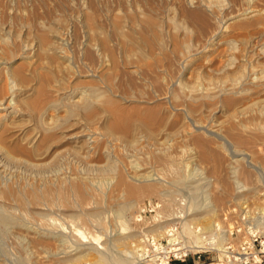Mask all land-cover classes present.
Masks as SVG:
<instances>
[{"label":"rangeland","instance_id":"obj_1","mask_svg":"<svg viewBox=\"0 0 264 264\" xmlns=\"http://www.w3.org/2000/svg\"><path fill=\"white\" fill-rule=\"evenodd\" d=\"M250 8L252 9L250 10ZM192 11L200 12L198 14H201L204 19H201L199 15L193 17V19L192 16L191 18L188 17L187 14ZM149 17H155L159 22L161 20L160 29L163 33L165 48L161 50L158 47H147L144 50V55H141L137 52L135 45L132 43L127 44L123 41L122 37L115 32L114 25L115 23H120L128 36L139 39L143 35V31H145L144 34L146 33V30L142 28L141 22ZM0 18V27L6 26L8 31L5 34L8 41H6V46L4 47L5 56L7 57L5 65H13L14 67L17 66V68L18 66L20 68L23 67L24 71L27 69L25 71L27 75L34 74L37 71H40L43 75L46 72L52 73L51 71H54L53 73L58 74L57 77L59 79L63 78L64 84L61 86L63 87L61 92L62 94L66 93V95L68 93L70 95L74 87H82V85H89V82H92L98 87L100 86L99 88L102 90L100 100L102 101L114 97L127 106H132L138 102L142 106H145V104L148 106L164 105L165 103L166 106H164L166 108L176 112L171 104L170 94L174 90H176L175 92L178 90L179 93H184V91L190 90V86L192 88L196 87L200 91H205L206 88H214L216 86L214 78L219 62L220 64L228 63L231 57L234 58L232 66L230 69L226 68V71L237 72L238 70L240 72L242 69L241 75L235 83L237 86L249 85L251 82L258 83L262 75L261 78L264 79V0H0ZM90 18L95 20L96 27L102 33L99 34L101 35L100 38L99 36L97 37L94 26L88 23ZM243 22H248V24L251 22L253 24L242 28L240 24H243ZM7 24L13 27H7ZM40 35L50 40L44 45L47 49H52H48V55L43 54L41 56L42 53L41 55L39 54L41 50H39L41 48L39 46H42L39 44L38 37ZM101 39H106L108 44H110V48L112 47L116 55V58H114L116 59L115 62L114 59H111L113 57L108 52L101 51L103 49L101 48V42L99 45ZM7 52H10V54ZM53 55L55 58L50 57ZM46 56L47 58H45ZM39 65L42 66L39 68ZM102 66H105L103 68L104 71L100 68ZM43 69L45 72H43ZM94 73L97 74H95V77H93ZM100 73H103L104 76L102 75L103 77H101L106 78L107 82L99 77ZM85 74H88V76ZM110 77L113 78V81ZM85 80L86 82L89 81V84ZM255 80L257 81L255 82ZM83 81L85 83L82 84ZM13 84L15 85V82ZM30 84L27 86L28 91L21 90L20 85L15 88L22 94L32 96L34 88L37 86V81L32 78ZM65 86L67 87L65 88ZM128 94L131 95L129 98H135L134 102L125 101L121 98L129 96ZM141 98L142 100L146 99V102H142ZM248 98L243 99L242 103L239 102L233 110L219 107L212 109V111H205L201 116L196 117H190L189 113L190 116L183 112V114H179L178 118L180 119L179 121L177 120L179 123L177 122L178 125L174 129L171 126L167 127V124L162 126L163 130L165 128L168 130L167 133L165 129V131L162 130L163 132L161 131L158 134L159 130L156 128L157 135H154L157 138L149 135L146 131L140 130L138 134L136 133L140 135L138 137L136 135V138L139 139L133 142L136 143L141 138L142 141L138 142L140 146L136 144L138 147L132 142L131 144L134 147L130 146V141L128 142L121 137L113 140V137H106L104 140L106 155H103V157H106L99 160L101 163L99 162L100 164L98 165L105 164L108 161L107 159L116 158L117 155L123 156L119 171L125 170L121 172L125 175L127 182L133 183L134 181L137 184L143 182L142 177H136L135 175L137 174L135 172L136 168H139L138 170L146 171L147 174L151 175L149 178H144V182H154L160 185L161 188L169 186V182L175 175L183 173L185 175L183 185L181 184L177 187V192L170 197L171 200H169L168 196L167 200H165L166 210L168 212L172 211L181 199H186L188 219L189 217L192 218L194 213L199 212L197 211L199 209L195 210L192 206L191 195H189L192 189L190 184L191 186L195 184L206 186L207 190L209 188L210 201L215 209L213 210L214 212L207 214L204 219H198H202L205 223L204 225L209 224V227L212 226L213 221L221 215L225 206L231 201L248 198L255 204L264 205V118L257 116L254 112H248L247 114L239 112L240 106L243 105H264V93L260 97L254 94V96L251 95ZM49 113L46 118H54L67 112L65 109H61L60 111L51 110ZM177 126L178 131H181L175 133L178 136L174 133L170 134V130H175ZM169 134L172 137H169ZM148 136L158 140L149 141L152 138ZM161 136L162 138H160ZM161 141H163L161 144L164 143L165 146L168 145L170 147L169 144H171L172 147L170 148L172 149L169 148L170 152L174 157L177 156L175 159L177 161L170 160L163 164L150 161L149 152L159 146L160 143L158 142ZM154 142L155 144H153ZM173 143L175 144L172 145ZM78 163L76 168H84L82 162ZM62 166L64 168L65 165ZM66 166L68 167V165ZM66 166L64 168L65 172L69 170V173L75 172L74 167H71L72 165H69L68 169ZM233 166L239 168L238 174H235L236 171L231 173V167ZM60 168L55 166L36 175L42 177L44 173L46 174L45 176L50 178V173L52 174L51 177H53V174L59 171ZM91 169L83 171L86 174L88 172V176L89 174L92 176H89L87 181L89 184L88 197L84 202L78 201L80 199L75 195H71V197L73 196L72 198L69 197L70 203H65L60 201L59 198L52 197L51 203L42 201L37 206L39 208L36 207V210H30L29 208L28 210L19 211L20 215L33 223L34 229L29 228L28 231L27 228H23L21 231L20 228L16 227L13 228L12 233L4 231V224L6 223L5 225H7L5 220L9 216L0 211V264H86L88 262L93 264H115L111 259L101 261L97 251L103 245V240L110 238L114 233V224L112 223V226H110L114 208L112 210V207L108 206L105 208L106 210L104 209V214L102 213L105 221L107 220V224L110 221L108 232L102 231L94 221L80 214L82 213L80 211L88 210L89 207L91 209L99 203L104 206L106 204L111 205L113 201L114 203L116 202L117 198H121L120 195L123 196V191H118L120 192L118 197H114L118 193L111 190L115 188L114 183L116 182L114 181L116 178L114 176L109 177L105 173L102 174L101 171L102 175L99 174L97 168ZM17 170H21L23 175L26 174L31 179L35 178L32 177L35 176L34 172L11 166L6 172L0 174V182L7 183V180L8 183H11L15 181L17 179L15 177ZM98 174L103 177L107 176V178L98 177ZM12 178L14 179L12 180ZM235 178L244 183V186H241V188L240 186L237 187ZM101 185H105L104 188L106 187L105 192L103 191L104 189L102 190L106 194L105 197L103 193L104 200L103 197L100 198L102 193L99 187L101 189ZM158 195L166 199L165 195L160 194L148 196L158 197ZM145 197L139 202L142 203L149 198L147 195ZM199 198H201V195ZM140 203L136 204L131 210L132 217L124 222L123 225L119 224L120 229L124 228L126 232L130 231L136 234L135 236H137V227L134 222V213ZM23 211H25V214ZM6 216L8 217L6 218ZM51 231L64 235L66 237L65 242L57 240L55 237L53 239V236L49 235ZM15 232L20 233L23 237L25 236L27 240L18 237ZM80 232H84L85 236H82ZM131 244L132 242L128 245L129 248L127 246V249L133 248ZM80 248L85 249L84 255L87 254L81 259L82 261L78 263H63L59 259L63 254L62 251L75 253ZM52 252H61L62 254L58 256L56 254L53 255ZM112 253L117 254L114 251ZM118 256L124 259V264H131L125 255L118 254Z\"/></svg>","mask_w":264,"mask_h":264},{"label":"bare ground","instance_id":"obj_2","mask_svg":"<svg viewBox=\"0 0 264 264\" xmlns=\"http://www.w3.org/2000/svg\"><path fill=\"white\" fill-rule=\"evenodd\" d=\"M251 9L252 8H250V10ZM193 11L190 12L189 14H187V16L190 18L192 16V19H193V17H197L199 15L198 13H200V12H193ZM199 16L201 17V14ZM202 18L203 17H201V19ZM248 18H250V17H248ZM4 20H6V19H4ZM89 20H90V22H88V23L91 26H94L95 33L97 34V37L99 36V38H100L101 35H99V34L101 32L98 29V27H96V25L94 23L95 20L93 19L94 20L93 21L91 18ZM160 22H161V20H160ZM160 22L158 19H155V17H149L146 20H143L141 22V24L143 26L141 24H139V25H141L142 28H144L146 30V33L144 34L145 31H143V35H141L139 37V39H135L133 36H128L124 32L122 25L120 23H115L114 26H115V32L119 36L122 37L124 42H126L127 44L132 43L133 45H135L136 50H138L137 52H139V54H141V55H144V50L147 47H149V48L158 47V48H161V50H164V48H165V41H164L163 35H162L163 33L160 29V26L162 23L160 24ZM251 24H253V23L250 22V24H248V22L247 23L243 22V24H240V26L242 28H245L248 25L252 26ZM1 25H2V23H1ZM7 25H8L7 27L12 26V25L10 26V24H7ZM136 29H138V28H136ZM12 31H13V29H12ZM7 32L8 31H7L6 26L0 27V40H1V43H0V174L3 172H6V170L12 166V167L17 168V169L21 168V169H26L27 171L30 170V171L34 172L35 176H32V177H35V178L31 179L30 176L27 177L26 174L23 175L21 173L22 172L21 170L20 171L17 170L18 172H15L16 173L15 177H17V179L15 181L8 183V181L5 179L7 183L0 182V211L6 213L9 216V218H8L9 220L8 219L5 220V222H7V225H5L6 223L4 224V231H9L10 233H12L13 228H16V227L20 228V230L23 228H27L28 231H29V228L34 229L33 227H35V226L33 225V223H31V221L29 222V219L27 220L25 217L20 215L19 211L20 210H26V209L28 210L29 208H30V210L31 209L36 210V207L39 204H41L42 201L50 202L52 197L59 198L60 201H63L65 203H70L69 197L72 198L73 196L71 197V195H75L80 199L78 201L84 202L88 197L89 184L87 183V181L89 179L90 174L88 176V172L86 174L83 171L85 169H89V168H92L91 170H93V168H97L99 170L98 171L99 174H101V172H102V174L105 173V174H108L109 177L114 176V178H116L117 181L116 180L114 181V182H116V183H114L115 188H114V190H111L114 192L117 191V193H118V194L116 193L117 196H114V197H118V195L120 193L118 191H120V190L123 191L122 192L123 196L120 195L121 198L120 199L117 198L115 203H114V201H113V203L110 202V203H112L111 205L106 204L104 206L102 203H99L95 207H92L91 209L89 207L88 210L84 209L85 211H80V212H82L80 214H83L86 217H88L89 220L94 221V223H96V225H98L102 229V231H105V232L107 230H109L108 227L112 226V223L114 224L113 225L114 233L110 236V238L103 240V245L99 247V249H101V250L97 249L99 259L101 261H108V259H111L115 262V264H124V259L122 257L118 256V254H120V255H125L126 259L129 260V263L136 264L134 254H133V248L127 249V246L135 239L136 234L131 233L130 231L126 232L124 230V228L120 229L119 224L123 225L124 222H126L127 220H129L132 217L131 216V210L136 206V204L140 203L139 200L144 199V197L146 195H147V197H149L148 195H151V196L155 195L156 196L157 194H160V195L166 196L165 200H167V196L169 197V200H171L170 197L173 196V194H175L177 192V187L183 183V181H184L183 178L185 175L183 173H178L169 182V184H170L169 186H167L166 188H161L160 185H158L154 182H144V178H147V177L149 178L151 175L147 174L146 171L143 172L141 170H138L139 168H136L135 172H137V174H135V173L134 174L136 175V177L137 176L142 177L143 182L138 183V184L136 182L134 183L133 180H132L133 183H130L129 181L127 182L125 179V175H123V173L121 172L124 169L119 171L120 163L122 162V159L124 158L123 156L120 157L117 155L116 158L107 159L108 161H106L105 164L103 163L102 165H98L101 163V161H99V160H101L102 158L105 159V157H106V156L103 157V155H106V152L104 149L105 138L106 137H113L112 138V140H113L114 138L116 139L117 137L118 138L121 137L122 139L123 138L126 139L128 142L130 141V146L132 145L134 147V145H136V144H138L140 146V144L138 142L142 141L141 138H140L141 141L139 140L136 143H133L134 141L139 139V138H136V135L140 132V130L146 131L149 135L155 136L154 134L157 135L156 128H158L157 130H159L158 134H160L161 131L163 130L162 126H165L167 124H168L167 127L171 126L174 129L176 127V125H178L177 122L180 119V118H178V116H180L179 114H183V112H185L187 114L189 113L191 115L190 116L188 114L190 117H192V116L196 117L199 115L201 116V114L204 113L205 111H209V110L212 111V109H216L219 107L220 108H226L228 110H233L239 104V102L242 103L241 101L243 99H247L251 95L254 96V94L258 95L260 97V95H262L264 93V79L261 78L263 75L260 76L258 83L256 82L257 80H255L256 83L251 82V84H253V85L243 84L241 86H237L235 83H236L237 79L240 77L242 69L240 70V72H238V70H237V72L226 71V68L230 69L232 66V61L234 58L231 57L228 63H221L220 64V62H219V65L216 69V75L214 78V80L216 82V86L214 88H212V89L206 88L205 91H200L199 89H196V87L192 88L190 86V90L189 91L186 90V91H184V93L182 91H181L182 93H179L178 90H177V92H175L176 90H174V92H172L171 94L167 92L168 94H170V98L172 100L171 104L173 106V109L176 112H173L172 110H169V108H166L165 103H164L165 106L162 104L156 105V106H153V105L148 106L145 104V106H142L138 102L132 106H127V105H123V103L120 102L121 100H119L118 98H114V97L108 98L104 101L100 100V98L102 96V90H100V88H99L100 86L98 87V85H95L92 82H89L88 80L87 81L90 84L88 82H86V80H85V82L88 83L89 85L84 84V86H83L82 84L85 83L83 81L82 84L80 83L82 85V87L81 86L74 87L72 92L69 90L71 92V94L68 95L69 93L67 92L68 94L66 95L65 92H64L65 94H62V92H61V90H63V87H61V86H62V84H64V81H62L63 78L59 79V77H57L58 74L53 73L54 71H51L52 73L46 72L47 74L45 73L43 75L40 73V71L39 72L37 71V69H38V66H37V69H36L37 72H35L34 74H31V75H27V74H25V71L27 69L24 71L22 69L23 67L20 68L18 66V68H17V66L14 67L13 65H8V66L5 65L7 63V57L5 56L6 53L4 52V47L6 46L7 39L5 37V34H7ZM10 32H11V30H10ZM39 33H41V32H39ZM43 35H40L38 37L39 41H40L39 44L42 45V46H39V47H41V48H39V50L41 49L40 53H39L40 55L42 53L41 56H43V54L48 55L49 50H52L50 48H48L49 49L48 50L46 47H44V45L47 42H49L50 40L46 39L44 37L45 35L44 36ZM95 40H98V39H95ZM100 42H101V48H103L101 51L102 52L103 51L108 52L109 55H111L113 57L111 59L116 58V55L114 54L112 47L110 48V46H109L110 44H108V41L106 39H101L99 41V45H100ZM97 44H98V42H97ZM88 45H89V43H88ZM36 50H37V48H36ZM98 53H99V51H98ZM8 54H10V52ZM104 54H106V53H104ZM8 56H10V55H8ZM50 57L55 58L54 55L50 56ZM45 58H47V56ZM115 60L116 59H114V62H115ZM41 66L39 65V68ZM104 67L102 66L100 68L103 69ZM251 67H254V66H251ZM34 69H35V67H34ZM232 69H233V67H232ZM46 71H47V69H46ZM103 71H104V69H103ZM43 72H45V70ZM48 72H50V71H48ZM97 72H99V71H97ZM96 73H94L93 77H95ZM100 74L101 75L99 77H101L103 75V73H100ZM80 75H82V74H80ZM86 76H88V74ZM102 77H101V79L102 80L105 79L107 82V79L102 78ZM32 78H33V80L37 81V86L34 88L32 96H27V94H24V93H23L24 94L23 95L20 91H17V88H15V87L19 86V85H20L19 87L22 88V89L20 88L21 90L28 91L27 86L30 84ZM74 78H75V76H74ZM79 79H78V81H79ZM91 79H89V80H91ZM110 79L113 81V78L110 77ZM13 82H15V85L13 84ZM53 82H54V84H52ZM79 82H77V83H79ZM108 85L110 86V84H108ZM30 86H31V84H30ZM66 87L67 86H65V88ZM164 94H165V92H164ZM130 96L131 95L127 96L128 98L127 97H121V98L125 101L134 102L135 98L134 99H133V97L129 98ZM142 98H141V100H142ZM164 98H165V96H164ZM138 99H140V98L138 97ZM251 99H253V98H251ZM145 100L146 99H143L142 102H144ZM64 101H66V102H64ZM260 101H261V99H260ZM153 102H155V101H153ZM61 109H65L67 113L64 114L65 112L63 111L64 115L59 114V116H55L56 118L55 117L54 118H51V117L46 118L49 111H51V110L60 111ZM239 112H241V114H247L248 112L249 113L254 112V114L256 113L257 116H261L264 118V105H260V104L259 105H253V106H244L243 105V106H240ZM57 115H58V113H57ZM196 119L198 120V118H196ZM179 127H181V126H179ZM165 129L163 131H165ZM167 131L168 130L166 129L165 132L167 133ZM176 132H178V133L181 132V131H178V126L175 130H172V131L170 130V134H173V133L175 134ZM170 134H169V137H172ZM175 135L178 136V134H175ZM138 136H140V135H137V137ZM162 136L160 138H162ZM149 138H152V137H149ZM160 138H159V140H160ZM108 139H110V138H108ZM151 140L157 141L158 139L155 140L152 138L149 141H151ZM118 141H120V139H118ZM131 142L134 145L131 144ZM162 142L163 141L158 142V143H160L159 146H156L153 150H151L149 152L150 156L149 155L148 156L150 158L149 157L148 158L150 159V161H153V162L159 163V164H163L164 162H169L170 160H175L177 158V156L174 157L173 154H171V152H170V149H172V148H170V147H172L171 144H169L170 145V147H169L168 145L165 146L164 143L161 144ZM125 143H127V142H125ZM127 144H129V143H127ZM153 144H155V142ZM174 144L175 143H173L172 145H174ZM138 145H136V146L138 147ZM156 145H158V144H156ZM139 150H140V148H139ZM107 154H108V151H107ZM108 157H110V156H108ZM175 161H177V160H175ZM76 162L77 163L82 162L84 164V168H82V169L76 168V166H77ZM62 165H65V166L68 165V167H69V165H72L71 167H74L75 172L72 171L73 173H69L70 170L68 172L67 171L65 172V170H64L65 166L63 168ZM55 166H59L61 168L59 171H56V173L53 174V177H51L52 176L51 173H50V175H51L50 178H48L49 176H45L46 174H44V173H43L44 176H42V177L40 175H36V174H41L42 172L46 171L47 169L53 168ZM78 166H79V163H78ZM68 167H67V169H68ZM80 167H82V166H80ZM69 169H71V168H69ZM151 170H153V169H151ZM238 170H239L238 167H234V166L231 167V173L236 171L235 172V174H236ZM150 172H148V173H150ZM34 174H32V175H34ZM99 174H98V177H103V176H101L102 174L100 176H99ZM90 177H92V176H90ZM105 177L107 178V176H105ZM105 177H103V179ZM231 177H234V176H231ZM13 179L14 178H12V180ZM185 179H186V177H185ZM208 179H210V178H208ZM235 179H236L235 182H237V187L240 186V188H241V186L242 187L244 186V183L239 181L237 178H235ZM92 180H93V178H92ZM102 185H103V182H102ZM186 185H188V184H186ZM104 186H102L101 189L98 186L99 190H101V193H102V194H100L101 195L100 198L103 197V200L105 199L103 195L105 194L104 192H105V188H106V187L104 188ZM205 187L206 186H203V185L198 186V184L191 186V184H190V188H192V189H191V191L189 190L191 192L189 195H191L192 206H193V208H195V210L199 209V210H197L199 212L198 213L196 212L197 214L194 213L192 218L189 217V219H188L189 223L196 221L198 218L204 219L207 216V214L209 215V213H211L215 209L212 206V203L210 201V192L208 191L209 188L207 190ZM223 189L225 190V188H223ZM106 192H109V191H106ZM90 194H92V193H90ZM92 195H95V194H92ZM100 195H98V196H100ZM200 195H201V198H199ZM105 197H106V194H105ZM112 198H113V196H112ZM216 198H218V197H216ZM98 199H99V197H98ZM213 201H215V200H213ZM97 202H98V200H97ZM99 202H100V200H99ZM79 203H81V202H79ZM108 206H111L112 210L114 208V210H113L114 214L112 216L111 223L109 221V223L111 225L108 223L110 226L107 224V222H106L107 220L105 221V219L103 218V215H102V213L104 212V209ZM37 208H39V207H37ZM48 208H50V207H48ZM81 209H82V207H81ZM23 212L25 214V211H23ZM40 213L42 214V212H40ZM8 216H6V218ZM26 217H27V215H26ZM2 218L4 219V217H2ZM2 222L4 223V221H2ZM208 225H205V227H209ZM161 226H163V225H160V227ZM55 228H57V227H55ZM49 229H50V227H49ZM35 230H33V231H35ZM51 230H53V229H51ZM54 231L49 232V235L53 236V239L55 237V238H57V240L59 239L62 242H65L66 237H64V235H62V234L59 235L57 232H54ZM6 233H8V232H6ZM15 234L18 235V237H22L25 240H27L26 237L25 236L23 237L22 235H20V233L15 232ZM80 234L82 236H85L84 232H80ZM40 235H42V234H40ZM19 243H20V241H19ZM131 247H132V244H131ZM94 248H96V247L94 246ZM128 248H129V246H128ZM113 251L117 252V254H113L112 253ZM62 252H63V254L61 252L60 253L52 252V254L53 255L56 254L58 256H60L59 254H62L59 259L63 263L64 262L65 263L66 262L67 263H69V262L78 263L79 261H82L81 259L84 256L87 255V254L84 255V252H86V251L83 248L78 249L76 252L74 251L75 253H69L68 251H62ZM126 262H127V260H126Z\"/></svg>","mask_w":264,"mask_h":264},{"label":"built area","instance_id":"obj_3","mask_svg":"<svg viewBox=\"0 0 264 264\" xmlns=\"http://www.w3.org/2000/svg\"><path fill=\"white\" fill-rule=\"evenodd\" d=\"M134 222L136 264H264V205L248 198L229 202L205 227L202 219L189 223L186 199L168 212L163 196L150 197Z\"/></svg>","mask_w":264,"mask_h":264},{"label":"crops","instance_id":"obj_4","mask_svg":"<svg viewBox=\"0 0 264 264\" xmlns=\"http://www.w3.org/2000/svg\"><path fill=\"white\" fill-rule=\"evenodd\" d=\"M175 264H181V263L176 262ZM188 264H190V263H188Z\"/></svg>","mask_w":264,"mask_h":264}]
</instances>
